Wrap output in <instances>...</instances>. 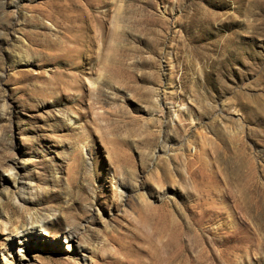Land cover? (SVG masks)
<instances>
[{"label":"rangeland","instance_id":"obj_1","mask_svg":"<svg viewBox=\"0 0 264 264\" xmlns=\"http://www.w3.org/2000/svg\"><path fill=\"white\" fill-rule=\"evenodd\" d=\"M23 243L264 264V0H0V264Z\"/></svg>","mask_w":264,"mask_h":264},{"label":"bare ground","instance_id":"obj_2","mask_svg":"<svg viewBox=\"0 0 264 264\" xmlns=\"http://www.w3.org/2000/svg\"><path fill=\"white\" fill-rule=\"evenodd\" d=\"M187 110V109H186ZM176 113V112H175ZM13 169L10 168V171L12 172ZM27 225L29 226H40L43 225V221H39L37 218L29 217V220L27 221ZM26 224V223H25ZM1 228L3 232H7V238L13 239L16 237H19L20 234H24L25 232V226H17V227H11L7 221L2 220ZM28 231V230H27ZM71 243V240L67 242V245ZM32 252V249L28 247L26 244L23 243V245L19 248V251L17 253L9 255V257L5 258L3 261L4 264H29L28 262V256L29 253ZM86 264V262H85Z\"/></svg>","mask_w":264,"mask_h":264}]
</instances>
